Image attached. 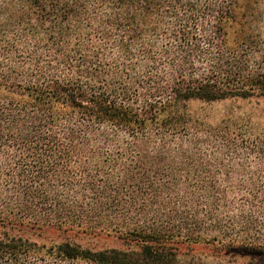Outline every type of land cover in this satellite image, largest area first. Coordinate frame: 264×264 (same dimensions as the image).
Returning <instances> with one entry per match:
<instances>
[{
	"label": "trees",
	"instance_id": "trees-1",
	"mask_svg": "<svg viewBox=\"0 0 264 264\" xmlns=\"http://www.w3.org/2000/svg\"><path fill=\"white\" fill-rule=\"evenodd\" d=\"M263 21L264 0H0V264L264 261V135L189 106L264 99Z\"/></svg>",
	"mask_w": 264,
	"mask_h": 264
},
{
	"label": "rangeland",
	"instance_id": "rangeland-1",
	"mask_svg": "<svg viewBox=\"0 0 264 264\" xmlns=\"http://www.w3.org/2000/svg\"><path fill=\"white\" fill-rule=\"evenodd\" d=\"M264 25V21L262 22ZM189 106L194 114L199 116L207 125L225 124L241 128L251 135H264V99L261 98H232L211 103L191 101ZM227 122V123H226ZM52 235L47 236V238ZM82 243L100 246H122L111 238H83ZM204 264H264V261L253 257L219 256L207 248L197 249ZM217 255V256H215Z\"/></svg>",
	"mask_w": 264,
	"mask_h": 264
}]
</instances>
